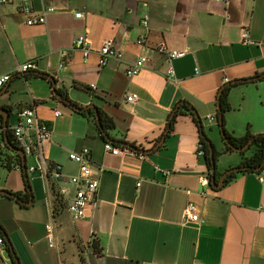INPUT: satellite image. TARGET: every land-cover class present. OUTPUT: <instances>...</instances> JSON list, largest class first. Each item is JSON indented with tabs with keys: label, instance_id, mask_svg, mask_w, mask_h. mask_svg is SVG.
<instances>
[{
	"label": "crops",
	"instance_id": "obj_1",
	"mask_svg": "<svg viewBox=\"0 0 264 264\" xmlns=\"http://www.w3.org/2000/svg\"><path fill=\"white\" fill-rule=\"evenodd\" d=\"M31 4L36 12L44 6L56 12L48 15L45 24L28 26L20 12L21 0L0 4V76L12 74L0 89V111H4L0 158L12 161V168L0 163V190L20 197L0 195V236L5 240L0 257L5 263L13 264L12 246L20 264H83L80 247L90 264H264V185L259 172L241 170L219 188L212 187L211 181L203 186L200 177L211 175V169L199 154L204 133L205 143L208 138L218 154L219 181L228 170L243 167L242 161L256 151L249 147L225 152L223 137L220 150L215 144V127L221 135L218 101L225 85L233 86L228 96L231 110L224 113L225 131L234 138L264 135V78L254 79L264 75V0L228 4L221 0H31ZM78 12L83 14L80 19L75 16ZM144 17L147 29L141 26ZM245 28L259 45L241 43ZM85 33L92 52L85 57L82 50H73L60 68V51L71 49ZM142 37L146 47L137 43ZM106 41H112L124 58L101 67L99 49ZM160 45L186 55L169 64L157 49ZM141 55L148 59L146 67L127 77V67ZM31 60L37 62L36 70L17 71ZM169 66L174 80L166 78ZM44 75L55 78L56 91L64 92L72 104L95 105L103 120L113 121L115 128L103 131L93 110L77 111L61 101ZM242 80L247 81L230 84ZM128 94H136L137 101L128 103ZM184 103L192 112L176 118L172 133L157 151L146 155L122 146L125 142L152 149L172 110ZM30 107L51 128L44 155L63 166L66 180L78 173L68 154L84 147L91 151L99 192L97 206L86 220L73 221L66 209L54 217L56 187L39 171H28V183L23 168H14L18 154L8 143L7 132L18 123L20 111ZM55 111L61 115L56 117ZM105 142L123 153H105ZM33 163L32 158L26 159L27 167ZM190 203L196 207L198 222L184 217ZM51 222L55 249L46 241L45 226ZM94 240L98 253L89 247Z\"/></svg>",
	"mask_w": 264,
	"mask_h": 264
},
{
	"label": "built area",
	"instance_id": "obj_2",
	"mask_svg": "<svg viewBox=\"0 0 264 264\" xmlns=\"http://www.w3.org/2000/svg\"><path fill=\"white\" fill-rule=\"evenodd\" d=\"M224 4H228L230 0H221ZM9 0H0V4H6ZM20 12L26 17V24L28 26L43 25L47 22V17L51 13L56 12L54 7H43L41 12H36L31 4V0H21ZM76 18L83 17L81 12L75 14ZM141 26L144 29L148 27V18L144 17L141 20ZM137 43L142 46H147L146 38L142 37L138 39ZM241 43L244 45H259L254 42L250 37L249 29L245 28L241 34ZM82 50L85 57L92 52L91 41L87 34H83L78 37L71 49H62L60 51V57L62 63L60 68L64 66L66 60L69 59L73 50ZM157 49L166 55L169 64L174 59L183 58L186 55L185 51L169 50L164 45H160ZM100 66L106 67L112 60L121 61L124 58V53L115 48L112 41H106L99 49ZM147 57L141 55L136 61L129 65L126 69L127 77L137 76L147 64ZM37 69V62L31 60L21 66H18L17 71L19 73H27L30 70ZM166 78L168 80H174V70L172 66H169L166 72ZM12 79V74L7 73L0 76V89L7 85ZM95 89V85L91 86ZM136 94H128L126 101L133 104L137 101ZM61 113L55 111V116L59 117ZM209 122H214L213 117L208 118ZM1 126V125H0ZM11 133L16 141V146L23 151L25 158H32L34 163L27 167V173L39 171L43 178L47 180L54 188L55 194L62 200L65 205L66 211L69 213L71 219L75 222L86 220L98 203L99 192V179L93 173V162L91 158V151L88 147H84L79 152H70L68 159L78 167V173L70 176L67 180L63 173V166L60 163H51L44 155L43 145L51 139V128L48 123L40 121L37 117L35 108H25L20 111L18 123L11 129ZM105 153L117 156L121 155L123 151L119 147H115L110 142L104 144ZM131 151V150H130ZM133 152V151H131ZM134 153V152H133ZM200 155L203 152L200 150ZM16 169L21 170L22 167L16 166ZM259 181L264 185V166L258 174ZM65 181L67 185L61 186V182ZM200 183L203 186L210 185L209 174L207 176L200 177ZM140 186V183H138ZM184 217L187 221L198 222L199 217L194 204L187 205L184 211ZM46 229V241L48 246L52 249L57 248L55 224L54 222L48 223L45 226ZM5 240L0 236V247H4ZM87 255V254H86Z\"/></svg>",
	"mask_w": 264,
	"mask_h": 264
},
{
	"label": "trees",
	"instance_id": "obj_3",
	"mask_svg": "<svg viewBox=\"0 0 264 264\" xmlns=\"http://www.w3.org/2000/svg\"><path fill=\"white\" fill-rule=\"evenodd\" d=\"M232 88H233V86L225 85L220 90V94H221L220 101H221V107H222L223 113H226V112H228V111L231 110V106L228 103V96H229ZM55 91L56 90L54 89V92ZM57 93L61 94L65 99H68L67 95L64 92H62L61 90L60 91H57ZM189 110L192 112V109L186 103L176 106L172 110V113L170 114L167 127H166L164 133L162 134V137H163V135L165 134L166 131H169V134H171L172 131H173V129H174V124L176 122V118L180 114H182L184 111H187L188 112ZM88 113L90 115H92V113L90 111H88ZM99 114H100L101 122H102V126H103V129L102 130L103 131H107V132L112 131L115 128V125H114L113 121H111V120H108V121L103 120V118H102L103 113L100 110H99ZM194 121L196 122V124L199 125V128L201 129L200 122L197 119H195V118H194ZM227 136H228L229 141L235 147H238V148L246 147L247 144L252 140V143H251L250 147H255L256 148V151L254 152V154L250 158H245L242 161L241 166H246V167H251V168H257V167H260L264 163V135H259V136H255L254 137V136H252V135H250L248 133L243 138H234V137H232L231 135H229L227 133ZM7 137H8V143H9V145L12 146L13 148H17L16 141H15V139L13 137V134L10 133V131L7 132ZM161 138H159L155 142V145L161 140ZM200 142H201V151L203 152V156L205 158L207 167L210 170L211 169L210 151L208 149L207 144L205 143V136L203 135V133H202L201 141ZM121 144H125L126 146H123V147L128 148V149H130L133 152H136L133 149H137L138 148L135 145H131V144H128V143H125V142H123ZM213 148H214V153H215V160H217L218 154H217V152L215 150L214 145H213ZM138 149L141 150L142 148H138ZM231 151H233V148L227 145L226 146V149H225V152H231ZM15 159H16V166H20V167L23 168L21 157L19 155H16L15 156ZM0 163L1 164L2 163H5V165L8 168H12V165H11L12 164V161H11V158H9V157H6L5 159L0 158ZM219 176L220 175L217 174V178ZM232 178H233V174L231 176H229L224 181V184L229 183ZM209 179L211 181V175H209ZM28 183H29V181H28ZM64 209H65V205L63 204L62 200L55 194L54 195V201H53V214H54V217H58ZM89 247L92 248V250H93L94 253H98L99 252V246H98V243L95 240L90 243ZM8 250H9V248H8ZM13 264H15V263L13 262Z\"/></svg>",
	"mask_w": 264,
	"mask_h": 264
},
{
	"label": "water",
	"instance_id": "obj_4",
	"mask_svg": "<svg viewBox=\"0 0 264 264\" xmlns=\"http://www.w3.org/2000/svg\"><path fill=\"white\" fill-rule=\"evenodd\" d=\"M45 77H47L51 83H52V86L53 88L55 89L56 88V80L55 78L51 77V76H48V75H44ZM264 78V75L262 76H259L257 78H254V79H262ZM248 80H253V79H248ZM243 81H247V80H242V81H234L232 83H230L231 85H234L238 82H243ZM56 90V89H55ZM55 95L61 100L63 101L64 103L70 105L73 109L77 110V111H83V110H86V109H91L95 112V115H96V118H97V121L100 125V128L103 129V126H102V123H101V117H100V114H99V110L98 108L95 106V105H89L87 106L86 108H79L77 107L76 105L72 104L68 99H65L61 94L57 93V91L54 92ZM220 98H221V95L219 96V101H218V111H219V115H218V122H219V128H220V131H221V135L224 139V142L232 147L235 151H244L246 150L247 148L250 147L251 143H252V140L247 144L246 147H243V148H238V147H235L228 139V136H227V133L225 131V127H224V113L222 111V107H221V101H220ZM0 114L1 115H4V111H0ZM196 117L198 118V116L196 115ZM201 125V123H200ZM7 131V125L5 124V132ZM104 135L106 136V138H108L107 136V133L106 132H103ZM169 134V131H166L165 134L163 135V137L161 138V140L150 150H143V149H133L134 151L136 152H139V153H143V154H152L153 152L157 151L165 142L167 136ZM204 135V133H203ZM205 136V135H204ZM206 143L208 144L209 146V150H210V159H211V186L214 187V188H219L221 187L223 184H224V181L226 178H228L230 175H232L233 173H236V172H240L241 170H246V169H249V170H252L253 172H260L264 166V163L260 166V167H257V168H251V167H246V166H243V167H238V168H235V169H230L228 170L226 173H224L220 180L217 181V173H216V160H215V153H214V148H213V145H212V142L206 138ZM122 146H126L125 144H122ZM14 150L15 153H17L19 156H21L22 158V166H23V174H24V178L26 180V182H28V175H27V167H26V158L23 154V151L18 149V148H12ZM29 191H31V188L29 187ZM0 195L2 196H6V197H11V198H14L16 200H20V197L18 195H15L11 192H8V191H4V190H0ZM32 204V201L30 203H26V205H31ZM10 252H11V255H12V258H13V262L15 264H20V260L19 258L17 257L14 249L12 248V246L10 247Z\"/></svg>",
	"mask_w": 264,
	"mask_h": 264
},
{
	"label": "rangeland",
	"instance_id": "obj_5",
	"mask_svg": "<svg viewBox=\"0 0 264 264\" xmlns=\"http://www.w3.org/2000/svg\"><path fill=\"white\" fill-rule=\"evenodd\" d=\"M215 130V133H216V137H217V140H215V144L217 146V148L220 150L222 144H221V139H222V136L219 134V130L217 127L214 128ZM208 133H209V129H207ZM79 253H80V257H81V262L83 264H90L89 262V257L88 255H86V253H84V250L82 247L79 248ZM0 264H6L5 261L0 257ZM8 264H12L11 261H9Z\"/></svg>",
	"mask_w": 264,
	"mask_h": 264
},
{
	"label": "flooded vegetation",
	"instance_id": "obj_6",
	"mask_svg": "<svg viewBox=\"0 0 264 264\" xmlns=\"http://www.w3.org/2000/svg\"><path fill=\"white\" fill-rule=\"evenodd\" d=\"M231 176V175H230Z\"/></svg>",
	"mask_w": 264,
	"mask_h": 264
}]
</instances>
